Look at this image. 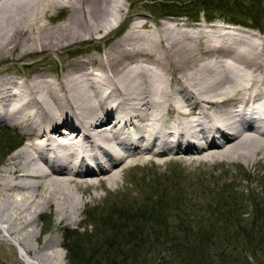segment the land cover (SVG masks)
Returning a JSON list of instances; mask_svg holds the SVG:
<instances>
[{
  "label": "bare ground",
  "instance_id": "bare-ground-1",
  "mask_svg": "<svg viewBox=\"0 0 264 264\" xmlns=\"http://www.w3.org/2000/svg\"><path fill=\"white\" fill-rule=\"evenodd\" d=\"M127 1L0 0V61L112 33ZM63 72L0 76V126L30 139L0 172V240L27 264H64L57 234L42 241L30 227L46 209L61 226L78 223L85 183L118 190L131 167L190 155L264 167V36L137 13Z\"/></svg>",
  "mask_w": 264,
  "mask_h": 264
},
{
  "label": "trees",
  "instance_id": "trees-1",
  "mask_svg": "<svg viewBox=\"0 0 264 264\" xmlns=\"http://www.w3.org/2000/svg\"><path fill=\"white\" fill-rule=\"evenodd\" d=\"M200 1L218 14L246 4H240L239 0ZM248 1L253 2V9L247 10L249 15L254 16L257 27L264 29L263 4ZM164 8L167 13L163 15L185 14L184 10L177 11L176 7L162 4L161 9ZM3 138L8 141L5 156L22 144L20 134L9 128L4 131ZM167 181L151 185L148 203L145 201L143 206L131 208L129 204L125 205L127 207L122 204L118 208L114 206L108 214H93L90 218L96 229L95 236L93 232L90 237L86 235L90 242L79 239L72 243L71 239L77 234L68 232L66 251L71 264H252L250 258L256 264H264L262 198L251 197L253 210L249 215L245 210L248 202L244 193L225 181L223 186H217L220 189L214 190L212 197H206V192L199 193L197 198L201 201L195 199L192 205L200 211L194 214L190 204L185 210L180 208L186 197L185 191L177 185L172 207L176 203L183 213L174 210L170 217L166 214L167 206L158 200L157 194L171 183ZM246 214L250 219H244ZM170 218L174 219L170 221ZM93 236L94 248L90 239Z\"/></svg>",
  "mask_w": 264,
  "mask_h": 264
},
{
  "label": "rangeland",
  "instance_id": "rangeland-1",
  "mask_svg": "<svg viewBox=\"0 0 264 264\" xmlns=\"http://www.w3.org/2000/svg\"><path fill=\"white\" fill-rule=\"evenodd\" d=\"M239 1H241L240 4H246L242 5V8H234V10L231 9L225 12L229 14H218L215 11V13L211 11L209 6L206 7L207 5H202L200 0H128L126 2L127 9L124 19L119 22V26L116 27L112 33L100 34L98 37H95L94 40L87 39L83 42L73 44L61 50L59 53L43 51L28 55L20 60L8 58V60L0 61V76L11 74L14 76H20L24 80H30L32 76L42 73L48 74L52 79L57 80V78L62 76L64 73L63 71L66 70L71 59L87 55L89 52L101 53L106 47L114 42L115 39L125 34L134 21V17L137 13H147V15L154 18L157 23L168 18L170 15L157 18V16L167 13L165 8L164 10L161 9L162 4L170 6L171 8L176 7L177 11L180 9L184 10L185 15L183 17L187 16V21L191 23L192 21L195 22V20L203 22L207 17H214L215 20L217 18L216 24L223 25L224 27L231 25L225 22L226 19H239L240 21L248 23V25H252L255 21L254 16H250L247 10L253 9V2H249L248 0ZM255 2L262 3L264 6V0H256ZM66 17L67 13L63 12L58 16L57 21L54 20V22H62ZM261 18H264V13L261 14ZM148 20L149 19H147V21ZM182 20L186 21V19ZM47 22L49 23V21ZM50 24L55 25L56 23ZM230 27H237V29H240V27L241 29L244 28L235 25H231ZM249 32L252 34L255 33L258 37L264 36V34L253 30L252 28L249 29ZM7 128L17 130L21 136L26 137V140L28 141V137L22 131V128L20 129L12 125L10 126L9 124L0 126V172L4 166L8 164L12 155L26 145L24 142L19 149L14 150L12 153L5 156L8 151V141L6 142V139L3 137L4 131ZM62 130H65L64 127ZM191 157L194 156L190 155L189 159L166 162L161 166L150 162L145 165L131 167L122 175L120 183L117 186L118 190L114 189L111 191L103 184H95L93 186L90 183H85L80 189H78V195L80 197L82 196V199L85 202V206L82 207V212L78 217V223L61 226L57 222L56 213L52 210L46 209V211L38 218L36 227H30V229L35 231L38 236L40 233L39 237H41L40 240L42 241H44L46 236L48 237V235L56 233L59 238L58 240H60L62 244L61 251L64 256L62 260L64 261V264H71L68 257V251H66V245L69 243L66 239L68 232L69 234H77L76 238L71 239L72 243L79 239H86L89 241L87 237H90L92 232L95 236L94 230H96L93 226L94 222H92L93 220L90 218L93 214H108L114 206L118 208L122 204H124V207H127L125 205L129 204L131 208L143 206L151 195V185L156 182L165 183L166 179L171 182L165 187V189H163V191L159 190L157 193L158 200L163 201L162 204L167 206L168 210L166 211V214L170 217L174 210H177L179 214H182L183 212L180 208L185 210L188 208H186V206L189 204L191 207L195 199L201 201L200 198H197L199 193L206 192V197L214 196V190L220 189L219 187L223 186L225 181L227 184L229 183L230 185L235 186V190L243 193L245 192L246 194H250L248 191H251V195L255 198H262L264 202V167H249L244 163L230 164L228 162H221L220 164L213 165L209 162H199L198 160L190 159ZM244 178L248 180H245ZM180 184H182V186H180ZM177 185H179L178 188L181 187V189L185 191L186 197L184 198V205H181L182 207L180 208L176 203L172 207V199L175 196L174 192ZM250 199L251 196H246L245 200L248 202L246 209L248 212L252 210L249 201ZM192 207V212L198 214L197 212L200 211V208L194 205H192ZM173 219L174 218H170V221ZM244 219H248V214L244 215ZM94 236L90 238L93 248L95 247ZM19 250H22V248L19 247L17 243L15 246L9 247L7 243L0 240V264H27V261L28 259H31V256L22 257ZM16 252L18 254H16ZM55 261L56 260L52 262ZM249 263L255 264L256 262L253 259H249Z\"/></svg>",
  "mask_w": 264,
  "mask_h": 264
}]
</instances>
